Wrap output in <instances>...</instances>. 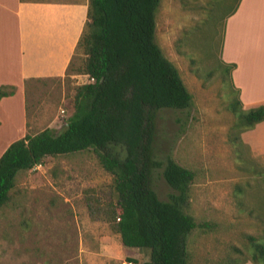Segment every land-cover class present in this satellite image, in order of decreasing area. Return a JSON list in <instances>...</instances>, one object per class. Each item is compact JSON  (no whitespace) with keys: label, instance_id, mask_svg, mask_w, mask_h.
Returning <instances> with one entry per match:
<instances>
[{"label":"rangeland","instance_id":"rangeland-1","mask_svg":"<svg viewBox=\"0 0 264 264\" xmlns=\"http://www.w3.org/2000/svg\"><path fill=\"white\" fill-rule=\"evenodd\" d=\"M237 1L159 0L155 12V42L177 69L192 103L185 109L157 112L154 154L159 159L169 154L194 172L185 211L197 224H208L188 235L186 264H219L231 245L243 247L242 233L260 235L264 230L260 221L264 220V181L256 173L264 167V157H254L243 147L241 160L236 158L228 137L234 121L228 108L232 86L216 68L217 59L222 61L225 16ZM73 58L77 64L81 55L76 52ZM87 81L86 75L74 74L26 82L25 134L45 127L61 131L72 111L75 85ZM152 187L160 200L173 192L160 168L153 172ZM114 196L111 175L91 149L45 156L39 164L19 171L11 202L0 209V264L148 260V249L121 245L106 222L89 217L86 203L95 205Z\"/></svg>","mask_w":264,"mask_h":264},{"label":"trees","instance_id":"trees-1","mask_svg":"<svg viewBox=\"0 0 264 264\" xmlns=\"http://www.w3.org/2000/svg\"><path fill=\"white\" fill-rule=\"evenodd\" d=\"M158 4L159 0H87L85 20L64 75L83 74L93 80L75 85L72 111L61 131L45 127L24 134L0 153L1 209L11 202L19 171L45 156L91 149L111 175L115 196L95 205L86 203L89 217L106 222L121 245L149 250L148 260L127 258L130 264H186L188 235L195 227L208 226L197 224L185 211L194 172L169 154L163 159L154 154L157 112L185 109L192 103L177 69L155 42ZM76 52L81 55L77 64ZM233 67L217 59L223 80L230 82ZM39 79L27 78L24 85ZM231 89L228 108L234 121L228 137L241 160V149L247 147L239 134L264 119V106L242 109L237 90ZM13 90L11 85L0 86V98ZM159 168L173 191L166 200H160L152 187L153 172ZM256 173L264 181V167ZM241 236L243 247L231 245L219 264H264V230Z\"/></svg>","mask_w":264,"mask_h":264},{"label":"crops","instance_id":"crops-1","mask_svg":"<svg viewBox=\"0 0 264 264\" xmlns=\"http://www.w3.org/2000/svg\"><path fill=\"white\" fill-rule=\"evenodd\" d=\"M85 10L80 2L0 0V86L14 88L0 98V153L26 132L24 80L64 75ZM221 58L234 64L230 83L241 108L264 106V0H238L227 12ZM239 136L252 156L264 157V119Z\"/></svg>","mask_w":264,"mask_h":264},{"label":"built area","instance_id":"built-area-1","mask_svg":"<svg viewBox=\"0 0 264 264\" xmlns=\"http://www.w3.org/2000/svg\"><path fill=\"white\" fill-rule=\"evenodd\" d=\"M86 77H87V76H86ZM87 79H88V81H87V82H89V81H92V80H93L92 78H88V77H87ZM128 264H129V263H128Z\"/></svg>","mask_w":264,"mask_h":264}]
</instances>
